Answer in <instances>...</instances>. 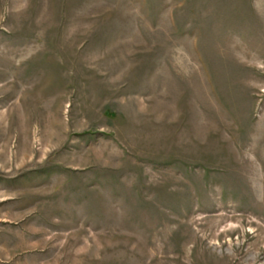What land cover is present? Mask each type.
Masks as SVG:
<instances>
[{"label": "rangeland", "instance_id": "1", "mask_svg": "<svg viewBox=\"0 0 264 264\" xmlns=\"http://www.w3.org/2000/svg\"><path fill=\"white\" fill-rule=\"evenodd\" d=\"M0 264H264V0H0Z\"/></svg>", "mask_w": 264, "mask_h": 264}]
</instances>
